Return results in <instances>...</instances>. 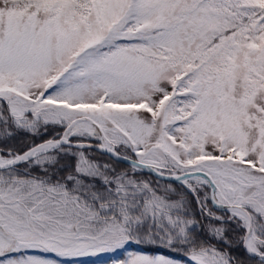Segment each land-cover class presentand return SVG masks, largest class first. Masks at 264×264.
<instances>
[{"label":"snow or ice","instance_id":"obj_1","mask_svg":"<svg viewBox=\"0 0 264 264\" xmlns=\"http://www.w3.org/2000/svg\"><path fill=\"white\" fill-rule=\"evenodd\" d=\"M108 254L264 264V0H0V264Z\"/></svg>","mask_w":264,"mask_h":264},{"label":"rangeland","instance_id":"obj_2","mask_svg":"<svg viewBox=\"0 0 264 264\" xmlns=\"http://www.w3.org/2000/svg\"><path fill=\"white\" fill-rule=\"evenodd\" d=\"M121 166L123 167L124 165H121ZM101 258H103V256L102 257H85V258H81V259L88 261V263H90V264H93V263L99 264ZM110 262H111V260H110Z\"/></svg>","mask_w":264,"mask_h":264},{"label":"trees","instance_id":"obj_3","mask_svg":"<svg viewBox=\"0 0 264 264\" xmlns=\"http://www.w3.org/2000/svg\"><path fill=\"white\" fill-rule=\"evenodd\" d=\"M111 255L108 254V255H105L103 256V258H101L99 264H109L110 263V260H111ZM94 264V263H93Z\"/></svg>","mask_w":264,"mask_h":264}]
</instances>
